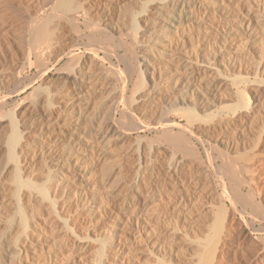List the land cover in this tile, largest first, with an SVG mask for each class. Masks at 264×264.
<instances>
[{"label": "bare ground", "instance_id": "bare-ground-1", "mask_svg": "<svg viewBox=\"0 0 264 264\" xmlns=\"http://www.w3.org/2000/svg\"><path fill=\"white\" fill-rule=\"evenodd\" d=\"M16 1L0 0V24L3 23L4 27H7L6 33H15L6 43L12 51L10 57L8 55L9 59L0 68V126L7 128L6 136L2 134L5 140L0 149V264H62L83 250L84 241L87 245L88 242L98 243V248L95 247L97 257L92 264H104L110 249L114 250L116 255L113 257L114 261L109 264H123L138 232L144 230L148 234H154L158 231L156 226H150V221L152 214L157 215L162 211L160 212L158 203H153L150 188L149 191L144 190L142 175L145 171L142 169L158 159V152L165 151H158L151 145L149 148L147 145V150L141 147L150 140L156 142L157 139L152 141L153 136L146 137L150 138L147 142L145 136L144 139L142 137L145 142L142 145L133 141L129 146L131 133L125 131L128 127L125 128L123 123L127 120L130 126L128 129L132 126L136 130L150 129V122L142 123L144 120L141 119L140 122L137 119L134 113L139 110V105H135L143 101H148V104L155 94L161 95L160 92L165 93L164 96L167 97L168 104L171 103V107L172 104H192L182 107L183 113H187L189 118L198 113L200 109L195 112L196 108L202 107L203 102L202 106L197 105V99H203L202 94L205 98L210 94L207 93L208 89L206 92L200 90L202 88H199V83L207 71L219 70L215 64L216 60L229 57L230 63L224 58L226 61H223V65L229 63L233 69L240 70L243 61L250 57L245 51L258 28L264 25V0H26L29 5L27 8L23 7L25 14L22 15V20L13 15L14 12L11 16L8 15L9 17L3 14L5 8L9 10L10 8H7L12 5L17 10V5L14 6ZM18 1L22 4L21 0ZM21 4L18 7H21ZM141 32L143 35L148 32L146 40H143ZM111 37L113 40L117 38L114 46L117 49L108 45L113 41ZM4 38H7L6 35ZM84 38H87L88 42L81 43ZM104 38L110 39H107L108 46L104 44ZM93 39L94 44L98 41L97 47L89 42ZM120 49L123 50L121 57L125 56L122 60L126 66L124 61H119L124 63L123 68L115 66L112 62L114 55H120ZM101 52H104L105 57ZM116 56L114 57L118 60ZM260 64L259 60L255 64L252 63L256 71ZM33 68L36 69L35 72L32 71ZM230 78L231 83L236 82L233 76ZM11 82L14 83V88H10ZM231 83L227 82L228 85ZM7 87L10 89H6ZM245 89L238 88L234 91L239 96V101L233 107L234 112L249 106L248 90ZM24 93L27 95L23 97V101L8 109L10 99L20 97ZM192 97L194 101L190 100ZM205 100L207 98L203 101ZM165 102L159 108L170 109V105L166 107ZM205 102L208 104V101ZM142 107L146 108L143 104ZM177 107L174 106L170 110ZM118 110L119 119L116 117ZM153 110L152 112H155V108ZM166 110L162 112L161 109L159 112L164 114ZM177 112H180L179 109ZM182 114L179 113L181 116ZM157 115L154 118H157ZM159 116L158 122L165 115ZM120 123L122 126H119ZM161 123L165 138L163 142L170 143L185 156H194L196 161L200 159L196 146L188 139L192 130L169 118H164ZM176 125L179 127L177 132L174 131ZM113 136L128 140L129 147L126 146L127 149L124 148L125 150L122 149L123 151L118 153L111 151L113 154L109 155L110 149L107 146ZM171 147L170 151L173 152ZM173 153L169 154V161L176 155ZM220 153L223 158L224 152ZM224 160L221 159L223 164L215 165L218 171H215L217 177L214 179L222 190L219 197V213L223 214L222 207H225L223 205L227 201L235 205L243 203L241 206L248 204L255 210H260L262 205L254 200V190L246 193L242 190L244 184L250 185L252 182V178L242 175L247 166L242 165L244 168L240 166L239 169V166L237 168L233 163L230 164L231 159ZM169 164L168 168H171L172 163ZM150 166L152 167L151 164ZM251 169L249 170L252 171ZM249 170L246 172H250ZM252 172L249 173L251 177L254 170ZM114 173L122 175V180L117 187L111 188L110 191L107 187L105 191L104 178ZM223 175L234 183L233 190L229 189L232 193L227 189L228 181L225 182ZM185 182L183 181L184 184L188 183ZM229 183L228 186L231 184ZM175 196L173 197L176 198ZM174 198L171 197L172 201ZM201 198L197 199L203 201L204 197ZM197 201L190 200L189 194L184 196L181 193L179 198L174 199L175 209L180 210L179 214L189 208V212L195 211L199 209ZM261 210L263 211L262 208ZM239 211L243 212L240 209ZM103 219L108 220L102 232L104 234L91 236L90 222L98 223ZM122 220L126 221L124 230L116 226ZM86 222L89 224L86 225ZM214 223L219 222L216 220ZM218 225L215 224V227L218 228ZM83 228L84 232L80 233L79 230ZM178 229L177 224L171 226L167 232H172H166L162 236H167V241H172ZM118 232L122 233L121 236H117ZM154 240L157 246L168 244L159 239ZM206 241L204 240L205 243ZM208 242L209 248H206V251H216L213 246L210 248L212 241L209 239ZM205 252L204 255L207 254ZM211 254L213 252L207 255L212 257L214 254ZM204 255L200 258L203 259L202 262H199L208 264V256L204 258ZM156 258L163 264L172 263L166 261L161 253H157Z\"/></svg>", "mask_w": 264, "mask_h": 264}, {"label": "rangeland", "instance_id": "rangeland-1", "mask_svg": "<svg viewBox=\"0 0 264 264\" xmlns=\"http://www.w3.org/2000/svg\"><path fill=\"white\" fill-rule=\"evenodd\" d=\"M21 1H22V4L18 0L16 1V4H14V6L17 5V10L12 5L11 6L12 9H11V7H8L7 9H9V8L10 9L6 10V8H5V11L3 12V14L5 13L6 17H9L14 12L13 15H17V17L22 20V15L25 14V11H24L25 8H23V7L27 8L29 4H26V2H27L26 0H21ZM41 1H43V0H41ZM18 2H19V4H18ZM103 2H105V1H102V3ZM20 4H21V7H18V5L20 6ZM15 13H17V14H15ZM0 25H2V26H0V58H2L0 60V63H2V64H0V68H2V65L4 63H6L7 59H9L8 55L10 57V54H11L10 52H12L9 50V48L6 44L7 40L9 39V37L12 38L13 34H15V33L11 34V33L7 32L8 33L7 34L6 33V31L8 30V29L6 30L7 27L5 28L4 27L5 25H3V23H1ZM2 31H4V32H2ZM3 33H4V35H3ZM147 33L146 34L144 33L145 35H143L141 32L142 36L144 37L143 40H146V38L148 37L149 34H147ZM255 34H258V36L257 35L255 36ZM255 34L253 36L254 38L252 37L250 43L248 44L249 46L247 45V48H246L247 50L245 51L246 54L250 57H248L249 59L247 58L245 61H243V66H241L240 70H238V68L233 69L232 65L229 64L231 61V59L230 60L228 59L229 57H224L225 59L229 60L228 61L229 65L224 62L226 64L224 66L223 61L225 59L221 57L223 59L222 60L220 58L222 62L218 58L216 60V63H215L218 65V68H219L218 71L209 70L206 72V74H204L205 76L202 75V76H204L203 77L204 79L202 78L203 80L201 81V83H199L200 87L199 86L198 87L202 88L200 90H203V91L205 90V92L208 89L207 93L208 94L210 93L209 97L212 99H210L209 97H206L207 100H205V101H208V104H207V102L203 101L204 99H206L204 94L201 95V96H203V99L200 97V94H199V97H200V99H202V101L197 97L198 94H196L197 96L195 95L198 98V99L196 98L197 102L199 103V101H200V103L198 104V103H196V100H195V103L197 105H201L203 102V106L201 105L202 107L196 108L195 112H197L200 109L198 112L199 114L196 113L191 118H189L187 113H183V111H184L183 108H185L186 105L191 106L192 104L191 105L190 104H183V106H180V105H182L180 103L174 104V106H178L177 109L173 108L174 110L173 109L170 110L172 107H174L173 104L171 107V105H170L171 103L168 104L169 101L167 100V97L164 96L165 93L160 92L161 95L157 93V96H156V94H155L154 99L152 101H149L148 104H147L148 101H145L146 103L144 101L140 102L143 104L144 107L146 106L145 109L142 107V104H140V103L135 105V106L139 105L137 107L139 110H137V108H136L137 111L134 113L136 115L137 119L139 121L141 119L144 120V122L141 120L142 123H145V122L149 123L150 122V125H151L150 129H143V130L137 129L136 130V128H134L133 126H132L133 129H132V127H131V129H128L130 126H128L127 120H126V122L123 123V126L125 128L127 126L128 128H126V129L124 128L125 131L127 130L128 132L131 133L130 137H129L130 138L129 140L131 143L130 144L127 143L129 141L126 139H123V138H122L123 140L121 138L118 139L117 136L111 137L112 141L110 140V143L107 146V148L110 149L109 152L111 153V154L109 153V155L113 154L111 151H114V153L115 152L118 153L120 151L122 152L123 151L122 149H124V148L127 149V147H129L133 143V141H138L142 145L145 142H147V140L150 139V138L147 139L146 137H152V136H153L152 141L153 140L155 141L157 139L159 143L157 142V140H156L157 143L156 142L153 143L150 140V142L148 144H144L143 146H141V145L140 146L143 147L144 150L147 147V145H149L147 148L152 146V147L157 148V150L158 149H161V150L164 149L165 150L163 152H158L159 153L158 159L155 162H150L149 164H147L145 166V168L148 167V169H145L144 167L142 169V171H145V172H143V175H142V179L144 181V187H145L144 190L146 189L149 191V188H150L149 193L153 196V198H152L153 203L154 204L158 203L157 206L161 209L163 208L162 210L160 209V212L162 211L161 213H158L157 215L152 214V216H151L152 221H150V226L151 227L156 226L157 228L155 227V229H157L158 231H156L154 234L153 233L148 234L144 230H143V232H138L136 234V239H134V241H133L134 243H132V246L130 248V252L125 256L123 264H163L162 262L157 260V258H156L157 253L159 255L161 253V256H163L166 261H168L170 263L172 262L171 264H202L200 262H202L203 259L201 260L200 258H203L201 256L204 255L206 248H209V242H208L209 239L212 241L210 248H212V246H213L214 250H216V251H213V249H212V251L209 250L210 252H213V254H214V255L211 254V255H213L211 257V256L207 255L208 253H210L207 250L208 252L207 251L205 252V254L206 253L207 254L204 255V258H205V256H208V259H209L208 262L211 264H264V239H263L264 238V236H263L264 235V230H263L264 229V218H263L264 217V208H263L264 207V25L261 26L260 28H258V31H256ZM5 35L7 38H4ZM146 35H147V37H146ZM1 38H2V40H1ZM3 39L5 41H3ZM107 39H109V38H107ZM107 39L106 38L103 39V41H105L104 44L109 43L110 39L109 40H107ZM116 39L117 38H114V40H113L111 37V40H113V41H110V44H108L109 46L112 47V49L116 44V42H115V41H117ZM86 40H87V38H84L80 42L81 43L88 42V40L87 41ZM89 42L94 44V39L90 40ZM97 42L98 41H96L94 44V45H96V47L99 44ZM104 44H101V46H104ZM207 44L212 46L214 44V42H211L212 45L209 43H207ZM82 45H84V44H82ZM115 48L116 47H114V49ZM120 50H118L119 54H120L119 56L117 55L118 57L116 55H114V56H116V58H118V60L115 59V57L113 56L112 62L114 64H116L115 66L119 65L120 67L123 68L126 66L125 61L122 60L123 57L125 59V56L123 55V57H121V55L123 54L122 53L123 50H121V51ZM5 52H8V53L5 54ZM101 55L104 56V52H101ZM250 58H251V60H250ZM105 60H107V59L105 58ZM121 60L124 61L125 66H123L124 63H120V62H122ZM257 60H259L261 62V64L259 65V69L256 71V68H255V66L252 65V63H254V64L257 63ZM107 65H109L108 60H107ZM35 70L36 69L33 68L32 71L35 72ZM232 76H233L234 80L236 81L235 83H231L230 77H232ZM237 77H239V78H237ZM238 79H239V81H237ZM240 79H242L244 81H242ZM227 82L228 83L230 82L231 84L228 85ZM13 84L14 83L11 82V84L9 85L10 88H14L15 85H13ZM8 87L6 89H10ZM238 88H241V89L246 88L248 90L247 91L248 92V98L250 100H249V106L246 109H239V111L237 110L236 112H234L233 107H235V105L239 101V96L236 95L234 91H237ZM28 92H30V90ZM28 92H27V94H28ZM27 94L24 93L20 97H16V98L14 97L15 99L14 98L10 99L8 109L14 108L16 103H20L21 101H23V99L25 98V96ZM155 98H157L158 101ZM208 98H209V100H208ZM193 99L194 98L192 97L190 100H193ZM155 100L160 104L158 105V103ZM165 101H168V102H165ZM150 102H151L152 106L150 105ZM164 102L166 103V107H167V105L168 106L170 105L169 106L170 109L167 108V110H166V109H164L165 107L159 108V106L162 107L161 104H164ZM204 103H205V105H204ZM148 105H149V107H147ZM163 106H165V105H163ZM153 108H155V112H152V111H154ZM161 109H162V112H164V110H166L167 112L162 114L161 112H159V110H161ZM178 109L180 112H177ZM18 110L20 111V109H18ZM134 111H135V109H134ZM118 112H119V110L116 112L117 119H119V117H120L119 116L120 112L119 113ZM150 112L156 113V114L153 115ZM157 113H158V115H157ZM179 113L180 114L183 113L182 116L179 115ZM150 115L153 117L152 119H151ZM155 115H157V118H154V117H156ZM159 115H161V116L165 115V116L160 118L159 122H158L157 119L160 117ZM197 115H198V117H197ZM164 118H169L172 121L179 123V125H186L190 129V131L192 130L191 132L193 133V135H192V133H190L191 135L188 134V139L190 140V142H192V145L194 143V146H196L195 147L196 152H197L198 156L200 157V159H202V160L199 159L198 161H196L197 158L194 159V156H191V155L190 156L188 155L189 157L187 155L185 156L177 148L174 149V147L170 143H166V141L163 142V139H165V138L163 137L164 136V133H163L164 130L162 128L161 122L164 121ZM149 120H151V121H149ZM129 121H128V123H129ZM4 123H6V122H4ZM196 124H198V125H196ZM119 126H122V124L120 123ZM152 126L157 127V128H154ZM3 130L7 131V128L0 126V137H1L0 139H2V140H0V142H2V143H0V149L4 145L3 140H5L4 136L2 134H4V135L7 134L6 131L4 132ZM122 130H123V127H122ZM174 131L175 132L179 131L178 125H176L174 127ZM155 135H157V137ZM144 136L146 139L145 142L143 141ZM114 137H117V138H114ZM137 137L138 138L140 137V138L136 140L135 138H137ZM142 137H143V139H142ZM213 140H215V141H213ZM121 143H123V144H121ZM150 143H152V144H150ZM214 143H216V144H214ZM124 144H125V146H124ZM128 144H129V146H128ZM215 145L217 147L219 146L218 150H217V147ZM166 146H169V148L168 147L166 148ZM112 147H114V148H112ZM170 147H171V150L173 149L172 151L174 153L170 151ZM147 148H146V150H147ZM214 148L217 151L214 150ZM212 150H214V151L211 153ZM158 151H160V150H158ZM209 151H210V153H209ZM222 151L224 152L223 153L224 159H226L228 161H230V159H231L230 164L233 163L232 165L236 166L237 168H238V166L239 167L240 166L241 167L247 166L246 167L247 169L243 167L245 172L242 171L243 172L242 175H244L245 178L246 177L249 179L252 178L251 179L252 182L250 183V185L253 188H251L250 185L244 184V186H242V190H243V192L246 193L247 191H251L253 189L254 190V194H253L254 200L256 202L259 201L257 204H260L263 206V207L260 206L263 209V211L261 210V208H259L261 211L260 210L257 211L254 208H252L253 206L252 207H251V205L248 206V204H247V206L246 205L241 206L243 203H240V204L236 203V205H235V203L233 204V202L227 201L223 205L225 207L224 208L222 207L223 214L219 213V211H218L219 207H220L219 206L220 205L219 197H220V194L222 193V190H221L220 186L216 185L217 181L215 180L216 179L215 177H217V176L215 175L216 174L215 171H218V170H216L217 168L215 167V165L219 166V165L223 164L222 161H225L222 158L221 153H220ZM164 152H167L168 155H166L167 153L164 154ZM171 153L176 154V155H174V158H172L173 155L171 157L172 158L171 160L174 159L173 162L171 160L169 161L170 157H168L169 154L171 155ZM218 153H220V154H218ZM160 154L162 156H163V154L165 155L163 157L161 156L163 161H161V159H160L161 158ZM180 154H182L184 156H182ZM175 156L176 157L179 156V157L175 158ZM207 156L210 158V160H208L209 158H207ZM215 156H217V157H215ZM180 157H183V158L180 159ZM230 157H232V158H230ZM191 159L194 161H191ZM221 159H222V161H221ZM0 160L2 161V152L1 151H0ZM177 161L179 162V164ZM201 161L203 162V164H202L203 166L201 165ZM187 162H189V163L187 164ZM195 162L196 163L199 162V163L196 165ZM169 163H172V165H173V166L172 165L170 166L171 168H168L170 165ZM191 163H193V164H191ZM150 164L152 165V167L150 166ZM175 165L178 167H176ZM241 167L239 169H241ZM248 167H251L252 169L248 168ZM245 169L246 170L251 169L252 171L254 170V174H252L253 177L249 176L250 175L249 173L252 171L249 170L250 172H248V171L246 172ZM188 170H190V171H188ZM150 172H152V173H150ZM144 173H145V175H144ZM189 173H191L190 174L191 176L189 175ZM223 173H225V172L223 171ZM185 174H186V176H185ZM217 174H219V173L217 172ZM225 175H227V173ZM225 175H223V177ZM148 176H149V179H148ZM121 177H122V175H120L119 173H117V174L114 173L110 177H105L106 179L104 178V181H103L104 186H105L104 190L107 191L106 188L108 187V190L110 191L113 188L117 187L122 180ZM188 177H190V178H188ZM228 177H224L225 182L228 181L227 182V189L229 190L230 188H232L231 190H233V184L234 183L230 182L232 180L229 181V178L231 176L229 178ZM176 178H178L179 181ZM180 178L182 180H180ZM118 179H120V180H118ZM185 179L186 180L188 179V180L186 181ZM146 180H148V181H146ZM199 180H200V182H198ZM149 181H153V182H149ZM183 181L184 182L186 181L185 183H187V182L188 183L184 184ZM208 182L211 183L210 185H212V183H213V185L210 186ZM155 183H156V185H155ZM206 183H207V185H209V187L206 185ZM228 183L230 184L229 186H228ZM127 184L129 186H131L130 182H128ZM166 184H167V186H166ZM146 185L148 188H146ZM157 185H158V187H157ZM168 186H169V188H168ZM163 187L166 189H164ZM181 187L186 189V191L188 193ZM191 187H192V189H191ZM174 188L176 189V191ZM179 188L181 190L182 189L183 190L181 191ZM256 188H257V190H256ZM171 189H173V190H171ZM231 190H229L230 193H232ZM253 190H252V192H253ZM171 193H173V194H171ZM181 193H183L184 196L189 194L190 200H192V201L198 200L197 201L198 203H196V204H199V206H198L199 209L189 212V209H190L189 208V209H186V211H185L186 213L184 212L185 214L183 212H180V214H179L178 211H180V210L175 209L174 199L179 198V196H181ZM204 193H205V195H204ZM206 194H207V196H206ZM170 196L172 198H174L173 196H175L176 198H174L172 201ZM203 197H204V199H203ZM197 198H201V199H203V201H206V202L203 203V201H201L200 199H197ZM199 200L201 201V203H199L200 202ZM239 209L243 210V212L239 211ZM187 210H188V212H187ZM177 213H178V215H177ZM220 214H222L223 216L225 214V216L221 217ZM218 215H219V217H218ZM218 218H220L221 221H220V219L218 220ZM224 218H225V220H223ZM216 220L219 223H214ZM107 221H108L107 219H105V220L103 219V220H100L98 223H96V221H92V223L90 222V224H91L90 229H89L90 235L92 234L91 236L97 237L101 234H104L102 232L106 228L105 223H107ZM125 223H126V221L122 220L121 223L116 224V226L119 229L124 230L125 228L123 226ZM88 224L89 223L86 222V225H88ZM176 224L179 227V229H178V231L175 232L174 240L167 241V236H162V235L168 231L167 230L168 228H171V226L174 227ZM215 224L216 225L219 224L218 228H217V226L215 227ZM83 230H84V228L80 229L79 232L80 233L84 232ZM212 231H213V234H212ZM170 232H172V231L169 230V232H167V234H170ZM210 233H211V235H210ZM121 234L122 233L118 232L117 236H121ZM207 236H208V238L211 236V238L208 239ZM261 237H262V239L260 240L259 238H261ZM154 239H159L160 241L162 240L166 243L168 242V244L163 245V246H161L162 244L161 245L159 244L157 246V244L154 243V241H155ZM204 240L205 241L207 240L206 243L204 242ZM218 240H219V242H216ZM214 242L216 244L215 246H214ZM82 243H85L83 250H81L80 252L76 251L77 252L76 256L69 259L68 262L64 261L62 264H71V263L72 264H92L93 261L95 262V259L97 257L95 250L98 248L97 247L98 243L97 242L96 243L95 242H88L89 245L86 244V241H84ZM95 247H96V249H95ZM158 248H160V250ZM200 248H201V251L203 250L202 252L200 251ZM110 251L111 252H109V250H108V252H107V256L104 259V264L105 263L109 264V263H111V261H114L113 257L116 255V252L114 250H111V249H110ZM154 252L156 253L155 255H154ZM72 259H74V260H72Z\"/></svg>", "mask_w": 264, "mask_h": 264}]
</instances>
